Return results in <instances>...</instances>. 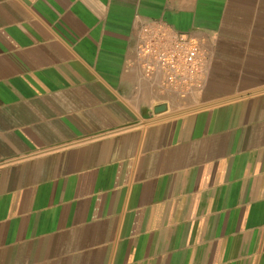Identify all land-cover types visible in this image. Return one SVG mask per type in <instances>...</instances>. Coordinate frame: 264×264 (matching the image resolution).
<instances>
[{
	"label": "crops",
	"instance_id": "0c3cea01",
	"mask_svg": "<svg viewBox=\"0 0 264 264\" xmlns=\"http://www.w3.org/2000/svg\"><path fill=\"white\" fill-rule=\"evenodd\" d=\"M155 21L203 40L185 97ZM0 264H264V0H0Z\"/></svg>",
	"mask_w": 264,
	"mask_h": 264
},
{
	"label": "built area",
	"instance_id": "2783aa9c",
	"mask_svg": "<svg viewBox=\"0 0 264 264\" xmlns=\"http://www.w3.org/2000/svg\"><path fill=\"white\" fill-rule=\"evenodd\" d=\"M135 53L143 72L160 76L161 87L179 97L202 87L208 56L201 38L155 21L138 29Z\"/></svg>",
	"mask_w": 264,
	"mask_h": 264
}]
</instances>
